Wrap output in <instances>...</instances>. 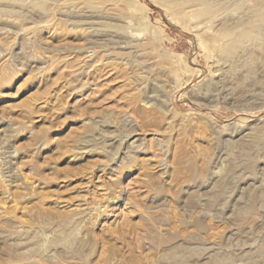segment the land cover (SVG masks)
<instances>
[{
	"label": "rangeland",
	"instance_id": "obj_1",
	"mask_svg": "<svg viewBox=\"0 0 264 264\" xmlns=\"http://www.w3.org/2000/svg\"><path fill=\"white\" fill-rule=\"evenodd\" d=\"M166 1L0 0V264H264V0Z\"/></svg>",
	"mask_w": 264,
	"mask_h": 264
},
{
	"label": "bare ground",
	"instance_id": "obj_2",
	"mask_svg": "<svg viewBox=\"0 0 264 264\" xmlns=\"http://www.w3.org/2000/svg\"><path fill=\"white\" fill-rule=\"evenodd\" d=\"M165 4L169 7V8H171L172 9V11H175V13L176 14H179V15H181V14H188V10L186 11V9H185V6L184 5H182L183 3L181 2V3H179V1L178 0H176V1H172V2H170V1H166L165 2ZM187 8H189V6L187 5L186 6ZM260 34V33H259ZM261 34H263V33H261ZM263 38V37H262ZM244 46V45H243ZM244 48H245V46H244Z\"/></svg>",
	"mask_w": 264,
	"mask_h": 264
}]
</instances>
